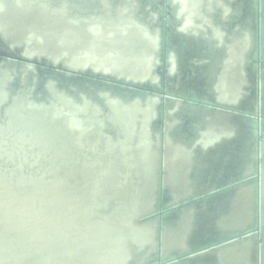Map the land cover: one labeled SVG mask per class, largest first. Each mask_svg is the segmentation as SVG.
I'll list each match as a JSON object with an SVG mask.
<instances>
[{
    "label": "bare ground",
    "instance_id": "obj_1",
    "mask_svg": "<svg viewBox=\"0 0 264 264\" xmlns=\"http://www.w3.org/2000/svg\"><path fill=\"white\" fill-rule=\"evenodd\" d=\"M169 2L174 30L215 51L189 60L203 66L204 94L216 104L247 110L255 32L252 16L242 19V2ZM159 22L151 4L141 11L140 0H0V39L15 54L155 88L161 81ZM168 48L166 74L173 81L166 88L179 90L175 45ZM36 69L0 59V264L155 263L158 221L139 220L158 211L160 168L169 201L197 197L222 176L210 167L241 132L235 112L204 111L191 128L194 136L183 142L172 133L183 123L182 102L175 97L166 102L161 137L159 96L87 83L80 88ZM262 137L259 219L252 178L212 207L202 205V212L189 206L173 221L162 220L163 260L190 251L198 231L228 237L255 228L258 220L259 245L251 232L185 264H257L258 250L264 263ZM256 168L253 147L233 170L243 180Z\"/></svg>",
    "mask_w": 264,
    "mask_h": 264
},
{
    "label": "water",
    "instance_id": "obj_2",
    "mask_svg": "<svg viewBox=\"0 0 264 264\" xmlns=\"http://www.w3.org/2000/svg\"><path fill=\"white\" fill-rule=\"evenodd\" d=\"M242 2V19L247 16H252L251 28L255 32V48L250 54L249 66L247 68L248 79L250 82V100L247 105H249L247 110H242L238 108H228L219 104L214 103L212 98L204 94L201 87L203 77L201 78V67H195L193 63L189 60L196 59L202 60L203 58H208L209 53L215 51H208L210 47L206 44L204 40L193 38H187L183 34L178 33L174 30V20L171 14L172 5L169 0H159L160 6L156 3V0H140L141 11L145 9V6L149 3L152 5V9L159 14V26L161 27V64L158 68V73L160 74V88L150 87L140 84H132L121 80H116L111 77H105L103 75L93 74L89 70L86 72H76L74 70H69L61 65H53L44 59L41 61H29L24 59L21 55L15 54L12 50L7 48L0 39V59L26 61L35 64L36 70L42 77H54L63 82H71L73 84H78L81 88L84 84L94 85L92 89H109L114 93H129L131 95L136 94L138 96H143L145 93L154 94L159 96L161 101L159 104L160 110V128L161 137H163V127H164V117H165V107L166 102L170 97H175L179 99L182 103L178 116L181 118L183 123H181L179 130L173 131V136L177 140H183L187 142L191 137L194 136L191 128L197 126L198 118L204 111H210L211 108L232 110L235 112L234 120L237 124H240V133L233 137L230 145L224 149L219 157L216 158L215 164L210 168L217 172L222 171V176L214 180L212 184H209L205 190L199 191V195L195 198H188L187 200H179L176 203L169 201L167 197L166 188L162 184L163 171L160 168L159 175V185H158V203L156 213L150 214L148 216L142 217L139 222H146L149 220L157 219L158 221V251L155 257V263L153 264H185L186 262H194L197 257L202 254L212 252L220 244H226V242L232 240L236 241L237 238L245 236V234L255 232V241L259 245V222L256 221L255 228L250 229L246 232L230 235L228 237H222L223 235L218 232L211 231L209 234L197 233L196 237L189 243L190 251L183 253L172 252L169 258H161V230H162V220L167 222L173 221L175 215L181 209L195 206L198 209V213L202 212L201 206H207V208L212 207L213 203L218 200L222 195L230 193L238 185L249 181L252 178L256 179L257 188V219H259V175L261 163L260 159V142L262 136V127L264 125V36L262 37L261 31L263 29L264 33V0H237ZM237 3V2H235ZM173 43L175 45L174 53L176 54L177 63L181 70L180 84L182 86L179 90H173L166 88V83L173 81V78L166 74L167 72V52L169 45ZM210 49V48H209ZM171 53V51H170ZM207 68V67H206ZM68 72L69 75H65ZM173 85H171L172 87ZM41 87L38 86V90ZM123 91V92H121ZM172 91V94L171 92ZM89 92V91H88ZM246 103V102H245ZM197 113L199 115H197ZM238 133V132H237ZM233 143V144H232ZM255 150V163H256V173L249 176L243 180L237 176L233 170L238 164L240 159L246 158L247 153L250 150ZM250 148V149H249ZM215 173V172H214ZM168 201V202H167ZM167 207V205H171ZM201 208V209H200ZM207 208L204 209L207 211ZM209 215V214H205ZM200 216V215H199ZM202 216V215H201ZM155 217V218H154ZM157 217V218H156ZM257 264H260L259 250H258ZM264 264V263H262Z\"/></svg>",
    "mask_w": 264,
    "mask_h": 264
}]
</instances>
